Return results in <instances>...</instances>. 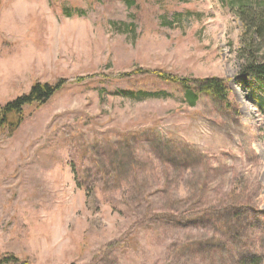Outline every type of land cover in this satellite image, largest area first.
Here are the masks:
<instances>
[{"label": "rangeland", "instance_id": "1", "mask_svg": "<svg viewBox=\"0 0 264 264\" xmlns=\"http://www.w3.org/2000/svg\"><path fill=\"white\" fill-rule=\"evenodd\" d=\"M244 30L229 0H0V111L65 80L0 127V260L264 264V77L243 70ZM156 69L223 78L229 103L191 104Z\"/></svg>", "mask_w": 264, "mask_h": 264}, {"label": "trees", "instance_id": "2", "mask_svg": "<svg viewBox=\"0 0 264 264\" xmlns=\"http://www.w3.org/2000/svg\"><path fill=\"white\" fill-rule=\"evenodd\" d=\"M229 4L240 17L245 28L242 34L244 48L241 50V56L245 62L243 70L264 77V0H229ZM142 71L150 72L149 69ZM154 71L167 79L184 84L191 104H195L200 92L210 93L229 103L230 91L223 78L197 79L194 85H190L189 78L181 79L178 75L161 69ZM126 75L131 76L129 73L123 74V76ZM64 82L65 80H60L56 84L37 82L29 94L18 97L8 103L5 108L3 107L4 109L2 108L0 127L13 133L23 122V107L33 103L44 104L60 87H63ZM10 260L15 262L19 259L16 256H10L1 259L0 262L5 264V261Z\"/></svg>", "mask_w": 264, "mask_h": 264}]
</instances>
